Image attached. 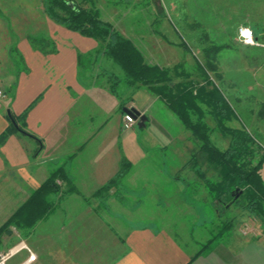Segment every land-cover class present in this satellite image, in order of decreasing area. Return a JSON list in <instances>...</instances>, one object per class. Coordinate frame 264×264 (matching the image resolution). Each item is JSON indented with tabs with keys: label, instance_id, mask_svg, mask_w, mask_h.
I'll use <instances>...</instances> for the list:
<instances>
[{
	"label": "crops",
	"instance_id": "0c3cea01",
	"mask_svg": "<svg viewBox=\"0 0 264 264\" xmlns=\"http://www.w3.org/2000/svg\"><path fill=\"white\" fill-rule=\"evenodd\" d=\"M43 1L21 8L0 4V79L5 92L0 136L10 126V114H27L31 134L15 133L0 144V260L13 252L5 264L21 253L24 257L13 264H264L261 211L238 213L237 227L225 228L232 232L230 244H218V235L205 243L182 240L181 219L189 214L192 221H203V212L195 207L197 199L201 202L199 192L217 219L233 206L220 208L209 200L202 174H214L213 169L190 164L191 148L188 156L183 154L182 166H170L169 171L153 167L176 189L173 196L157 191L163 184L146 177L152 166L141 164L151 152L166 150L163 141L170 136L154 132L152 125L156 108L172 119L170 111L145 89L125 87L118 94L102 75L105 61L100 58L107 55L99 42L55 21ZM259 26L260 20L252 18L239 28L251 30L261 43ZM34 39L39 46L33 45ZM130 110L148 118L144 128L137 123L124 129ZM177 153L176 160L182 156ZM123 160L131 164L129 174L104 190ZM52 177L56 186L39 198L33 211H25L17 226L4 229ZM188 181L201 186L194 188L192 199ZM150 200L159 217H174L173 223L155 225V215L143 214ZM31 254L36 256L33 262Z\"/></svg>",
	"mask_w": 264,
	"mask_h": 264
},
{
	"label": "rangeland",
	"instance_id": "374dc122",
	"mask_svg": "<svg viewBox=\"0 0 264 264\" xmlns=\"http://www.w3.org/2000/svg\"><path fill=\"white\" fill-rule=\"evenodd\" d=\"M70 1L78 7L98 13L100 20L110 23L122 36L134 42L142 51L146 64L169 70L176 83L192 84L200 88L201 85L206 84L205 76L208 75L233 112L232 115L230 114L231 119L225 123L226 128L247 132L255 138V141L264 142V4L260 2L264 0ZM5 2L21 8L24 4H37L38 0H0L1 5ZM255 2L257 7L254 6ZM43 3L45 4L46 1L44 0ZM252 18L260 20L259 31L263 33L262 42L255 41L258 45H248L240 38L239 26ZM100 60L105 61L101 68L102 75L109 77L106 80H110L116 92L122 94L126 86L124 82L117 83L114 76L124 80L125 72L109 56L105 60L101 57ZM0 84L4 91L1 79ZM136 99L140 101L141 98L138 96ZM198 107L200 111L192 115L193 122L202 120L211 129L212 144L223 151L228 149L235 140L216 128L217 124L210 114L211 109L208 105L201 103ZM170 114L172 119L167 117L166 111L156 108L154 112L156 123L152 125V129L154 132L167 134L170 140L165 137L163 145L167 146L166 150L151 152L147 162L141 165L152 166L145 175L163 184L164 188L157 191L173 196L176 189L168 184L166 175L162 176L159 172H155L153 167H166L169 171L170 166H182L183 154L186 151L188 156L191 148L196 151V144L194 139L192 140L191 131L186 129L171 112ZM135 131L141 132L138 127H135ZM183 134L186 136L182 137ZM176 152L182 154L180 159H174ZM256 153L254 166L260 162L263 155L259 149ZM191 155H194L193 152ZM207 175L209 179H213L217 178L218 174L207 173ZM259 175L262 179L256 181L260 185L259 190H256L260 195L258 201L256 200L259 205L250 206L251 204L246 200L247 194L244 193L246 189H243L242 192H238L239 198L242 197L241 202L226 210L219 219L215 216V210L203 200L199 192L201 202L199 203L200 200L197 199L198 206L195 207L203 212V221H192L189 214L186 215V219H181L179 224L182 240L185 242L197 240L205 243L218 235L216 241L218 244H230L232 232L225 229L226 224L231 227L234 225L236 228L239 212L249 214L255 207L259 212H264V164ZM152 179L150 180L153 181ZM188 183V198L192 199L194 188L200 185L198 182L188 181ZM152 202V200L148 202L143 214L155 215L157 218L155 225L173 223L174 217L171 218L172 220L163 221L164 219L159 217L161 213ZM255 218H258V215ZM189 233H192V236ZM8 252L9 250L6 251ZM24 255L25 253L19 254L10 264L19 262Z\"/></svg>",
	"mask_w": 264,
	"mask_h": 264
},
{
	"label": "trees",
	"instance_id": "16d2710c",
	"mask_svg": "<svg viewBox=\"0 0 264 264\" xmlns=\"http://www.w3.org/2000/svg\"><path fill=\"white\" fill-rule=\"evenodd\" d=\"M45 1L47 12L55 21L62 23L71 31L97 40L103 52L121 66L125 72V79L114 76L117 83L124 82L126 87L134 90H147L161 101L186 129L191 131L196 151L190 164L207 166L208 169H213L214 174H218L217 178L213 179H209L207 172L202 174V180L207 181L205 190L212 204H217L220 208L239 204L242 197L237 198L238 192L246 189L244 193L247 194L246 200L251 204L250 206L259 205L256 200L260 195L256 190H259L260 185L256 181L261 179L259 172L264 164V156L262 155L260 162L254 166L256 151L259 149L255 138L247 132L226 128L225 123L231 119L230 114L232 115L233 112L208 75L205 76L207 85H201L200 88L192 84L176 83L169 70L146 64L142 51L134 42L122 36L110 23L100 20L99 14L94 10L78 7L70 0ZM32 41L35 47L40 45L36 39ZM199 103L209 106L210 114L217 124L216 128L235 140L228 149L223 151L212 144L211 129L202 120L193 122L192 115L200 111ZM26 117L27 114L20 117L11 114L10 126L0 136V144L15 133L31 137L26 130ZM130 169V162L123 160L118 175L104 190L128 175ZM55 180L56 178H50L4 229L17 226L19 218L25 211H33L39 198L44 197L47 191H51L56 186ZM250 211L257 212L258 209L255 207ZM34 223L31 222V226ZM225 228H229V225Z\"/></svg>",
	"mask_w": 264,
	"mask_h": 264
},
{
	"label": "built area",
	"instance_id": "2783aa9c",
	"mask_svg": "<svg viewBox=\"0 0 264 264\" xmlns=\"http://www.w3.org/2000/svg\"><path fill=\"white\" fill-rule=\"evenodd\" d=\"M247 31L250 33L249 36L245 37L243 35V33ZM240 38L248 45H258L255 40H254V36H253V32L249 29H241L240 30ZM249 41H251L249 43ZM5 97V93L4 91L2 90V86L0 84V100H2L3 98ZM137 124V122L134 120V118L129 115V114H126L124 116V129L125 130H130L132 129L135 125ZM257 142V146L258 148L260 149L261 153L263 154L264 156V142H260V141H256ZM14 253L11 252L9 254H5L3 256H1V260H0V264H5L6 261L13 255ZM36 260V256L31 254L30 256V262L32 261H35Z\"/></svg>",
	"mask_w": 264,
	"mask_h": 264
},
{
	"label": "water",
	"instance_id": "95a60500",
	"mask_svg": "<svg viewBox=\"0 0 264 264\" xmlns=\"http://www.w3.org/2000/svg\"><path fill=\"white\" fill-rule=\"evenodd\" d=\"M128 114L131 115L134 120L138 123V127L139 128H144L146 126V122L148 120V118L144 115H142L140 112L136 111V110H130L128 111ZM13 123L15 124V122L13 121ZM17 127V125H15ZM18 128V127H17ZM238 192V190H237ZM239 196H237L238 198Z\"/></svg>",
	"mask_w": 264,
	"mask_h": 264
},
{
	"label": "snow or ice",
	"instance_id": "6c2138e0",
	"mask_svg": "<svg viewBox=\"0 0 264 264\" xmlns=\"http://www.w3.org/2000/svg\"><path fill=\"white\" fill-rule=\"evenodd\" d=\"M249 35H250V33H248V32H245V33H244V36H245V37H247V36H249Z\"/></svg>",
	"mask_w": 264,
	"mask_h": 264
},
{
	"label": "clouds",
	"instance_id": "9594fccd",
	"mask_svg": "<svg viewBox=\"0 0 264 264\" xmlns=\"http://www.w3.org/2000/svg\"><path fill=\"white\" fill-rule=\"evenodd\" d=\"M245 32H247V31H245ZM245 32H244V33H245ZM244 33H243V35H244ZM248 33H249V32H248ZM250 42H251V41H249V43H250Z\"/></svg>",
	"mask_w": 264,
	"mask_h": 264
}]
</instances>
